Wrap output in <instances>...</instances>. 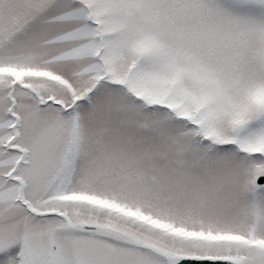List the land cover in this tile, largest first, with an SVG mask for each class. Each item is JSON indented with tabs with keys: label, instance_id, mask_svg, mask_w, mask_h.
Here are the masks:
<instances>
[{
	"label": "snow or ice",
	"instance_id": "1",
	"mask_svg": "<svg viewBox=\"0 0 264 264\" xmlns=\"http://www.w3.org/2000/svg\"><path fill=\"white\" fill-rule=\"evenodd\" d=\"M0 264H264V0H0Z\"/></svg>",
	"mask_w": 264,
	"mask_h": 264
}]
</instances>
